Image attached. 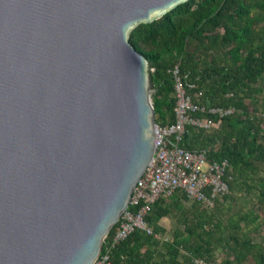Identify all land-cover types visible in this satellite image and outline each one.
Listing matches in <instances>:
<instances>
[{"label":"water","instance_id":"95a60500","mask_svg":"<svg viewBox=\"0 0 264 264\" xmlns=\"http://www.w3.org/2000/svg\"><path fill=\"white\" fill-rule=\"evenodd\" d=\"M187 0H0V264H94L153 156L129 42Z\"/></svg>","mask_w":264,"mask_h":264},{"label":"trees","instance_id":"16d2710c","mask_svg":"<svg viewBox=\"0 0 264 264\" xmlns=\"http://www.w3.org/2000/svg\"><path fill=\"white\" fill-rule=\"evenodd\" d=\"M128 40L152 63L156 124L174 121L175 64L194 102L234 108L222 117L203 114L217 126L186 125L179 142L227 159L231 179L211 207L186 206L179 190L160 197L145 216L152 233L135 229L114 242L116 222L98 257L106 254L108 264H264V237H252L264 226V0H187L136 25ZM166 216L174 219L169 231L159 222Z\"/></svg>","mask_w":264,"mask_h":264},{"label":"built area","instance_id":"2783aa9c","mask_svg":"<svg viewBox=\"0 0 264 264\" xmlns=\"http://www.w3.org/2000/svg\"><path fill=\"white\" fill-rule=\"evenodd\" d=\"M174 82V121L166 125H154V153L141 177L133 187L128 206L121 213L113 241L125 238L135 229L152 233L145 216L153 202L160 197L182 191L190 201H198L206 207L229 191L227 159H210L205 150H188L179 145L186 125L210 129L217 122L203 114L219 117L230 114L233 107H206L197 104L186 92V87L175 64L169 70ZM135 207V209H130ZM108 256L97 257L94 264H108ZM196 264H212L196 259Z\"/></svg>","mask_w":264,"mask_h":264},{"label":"rangeland","instance_id":"374dc122","mask_svg":"<svg viewBox=\"0 0 264 264\" xmlns=\"http://www.w3.org/2000/svg\"><path fill=\"white\" fill-rule=\"evenodd\" d=\"M240 200H242V198ZM191 202L192 201L188 200L185 202V205L189 206L191 204ZM239 206H241V203L237 202L235 205L232 206V208H233V210H235ZM161 222L164 224L163 226L166 228L167 231H169V229L174 226V219L172 217H168V216L163 217L161 219ZM252 237H253V240H256V241H259L261 237H264V226L262 225L260 227V230L258 233H256V234L253 233ZM219 258H221V257L219 256Z\"/></svg>","mask_w":264,"mask_h":264},{"label":"crops","instance_id":"0c3cea01","mask_svg":"<svg viewBox=\"0 0 264 264\" xmlns=\"http://www.w3.org/2000/svg\"><path fill=\"white\" fill-rule=\"evenodd\" d=\"M162 219V218H161ZM162 225H164L162 222H161V220L159 221Z\"/></svg>","mask_w":264,"mask_h":264}]
</instances>
